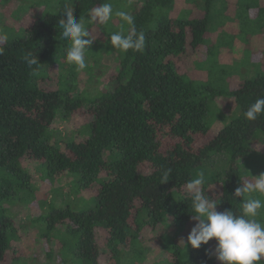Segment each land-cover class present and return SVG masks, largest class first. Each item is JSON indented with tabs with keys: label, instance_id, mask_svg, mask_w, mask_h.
<instances>
[{
	"label": "trees",
	"instance_id": "1",
	"mask_svg": "<svg viewBox=\"0 0 264 264\" xmlns=\"http://www.w3.org/2000/svg\"><path fill=\"white\" fill-rule=\"evenodd\" d=\"M57 1L23 36L0 44V264L8 258L12 241L22 237L7 204L18 208L23 233H33L46 244L49 260L59 264L143 263L150 233L163 251L152 264H219L214 240L192 249L166 233L171 226L184 230L193 221L185 185L201 172L202 190L215 200L217 211L236 214L242 208L234 196L236 188L264 174V115L256 121L244 116L250 104L264 97V72L234 91L222 89L217 77L232 67L222 65L213 48L202 47L210 23L217 19L224 25L229 3L204 0V7L196 0L205 17L180 19L168 14L176 0H141L139 5L130 0ZM236 1L233 20L248 53L252 39L264 35V0ZM104 2L111 3L114 12L133 13L137 32L145 35L143 51L111 48L110 35H127L129 30L116 16L103 26L88 25L104 34L101 41L97 36L88 57L97 63L102 53H118L113 87L88 97L74 95L72 87L44 90L39 80L49 77L45 73L70 65V41L58 23L66 8L73 7L75 18L83 20ZM30 6L39 8L38 3ZM210 32L211 37L218 33ZM95 44L100 46L96 53ZM190 47L202 52L199 64L208 61L209 82L198 83L180 70L178 61ZM29 53L38 58V65L27 64ZM37 67L39 75L33 76ZM227 96L235 98L239 114L208 140L211 109ZM82 109L89 115L87 125L67 136L57 134V125L70 122ZM168 169L165 183L162 177ZM37 173L53 188L42 190ZM62 178L72 187L56 185ZM84 192L91 193L89 206H79L89 201L79 196ZM251 198L264 201V194L254 192ZM257 219L264 223V209ZM55 242L61 248L52 246Z\"/></svg>",
	"mask_w": 264,
	"mask_h": 264
},
{
	"label": "rangeland",
	"instance_id": "2",
	"mask_svg": "<svg viewBox=\"0 0 264 264\" xmlns=\"http://www.w3.org/2000/svg\"><path fill=\"white\" fill-rule=\"evenodd\" d=\"M130 1L135 2L137 5L141 2V0ZM194 1L196 0H176L173 10L168 12V14H170L169 16L180 19L205 17V1L200 0V3L204 7H196ZM226 1L229 4L228 8H226L223 12L226 17L224 19V25L220 26L221 21L214 19V21L209 25L206 42L202 47L213 48L215 54L214 57L220 55L218 57L220 63L222 65H226L227 67H232L230 71L225 74H221V77H217V83L218 86H222L220 87L222 89L226 88L234 91L237 89L235 87L242 81L253 79L264 72V35L261 34L253 38L251 41V47L248 49V53H246V49L248 47L241 41L239 35H237L240 33L239 24L233 20L236 17L235 4L237 1ZM57 2V0H39L38 2H36V0H0V44L4 43L7 38L8 40H11L23 36L25 29L31 26L34 21L36 19L38 20L41 15H44V13L53 11ZM35 3H38L39 8L31 10L30 4ZM134 8L138 7L134 6ZM130 14L133 15V13ZM115 20L117 21V17H115ZM112 28L113 27L110 29ZM210 30L218 33L211 37ZM97 31H99L97 28L90 30L93 39L96 40L97 36H99L98 39L101 41L102 39L100 36L104 37V34H101L100 32L97 33ZM219 34L223 35L217 36ZM4 36H6V39ZM97 45L98 44H95L93 47H96ZM98 46L95 49V53L100 50V46ZM249 52L251 53L250 55ZM117 57L118 53L113 52L112 50L110 53H102L101 55H98V62L96 63L95 58H90L86 54L87 67L83 71H77L75 66L63 63V67H59L58 72V70L54 69L58 68L55 66L50 69V71L45 73L49 76L47 79L44 80L42 77L39 80L40 87L46 91H57L72 87L74 95H83L85 97L96 95L102 91H107L113 87L112 81L117 75ZM203 57L202 52L196 51L190 47L188 55L185 54L180 58V62L178 61V65H180L179 68L183 74L189 76L190 78H194V80H197L198 83H207L210 79V68L209 64L207 65L208 61H203L199 64V62L203 60ZM238 114L239 108L234 97L227 96V98H218L214 103V107L211 109L210 115L208 116L207 123L209 133L206 138H208V140H212L226 125L231 123V121L236 118ZM88 122L89 115H87L85 109H82L70 122L57 125L56 131L59 135L67 136L69 132L75 133L76 130L84 127ZM53 132L55 134L54 130ZM199 144H201V142ZM261 152L264 153V147L261 148ZM30 165L36 167L39 166V164L37 165L33 162H30ZM40 176L41 175L37 173V185L45 191L52 189L53 186L42 181ZM56 185L59 187H65L66 189L70 186L72 187V185H68L67 178L58 179ZM219 191L220 188L217 189L216 193ZM79 196L82 199L87 200L92 197L90 192L81 193ZM61 200L62 197H59V200L57 201L58 204ZM48 201L51 202V199ZM76 202L77 201H74V203ZM90 202L91 200L81 202L79 206H81L82 203L88 205ZM14 207L15 206H12L11 204H7L6 208H8L11 216H16L17 229L22 237H18V239L12 241V249L7 254L6 258H8L6 261L2 264H59L49 260L46 253V244L39 240L33 233H23L21 229V219L19 217L20 214L18 212L19 210ZM20 209L22 210L23 208L20 207ZM194 224L195 221H192L184 230H179L171 226V229L167 231L166 236L170 237L172 240L174 239L183 247L185 246L183 242L186 243L187 236ZM148 236L151 238L154 235L150 233ZM146 237L147 232H145V237H143V239H146ZM150 238L149 241L146 242L148 245L146 259L143 263L141 261L137 264H152L153 261L159 258L161 253H163L159 240L152 242ZM52 246L55 248H61L59 242H55ZM131 253L132 251L129 254Z\"/></svg>",
	"mask_w": 264,
	"mask_h": 264
},
{
	"label": "clouds",
	"instance_id": "3",
	"mask_svg": "<svg viewBox=\"0 0 264 264\" xmlns=\"http://www.w3.org/2000/svg\"><path fill=\"white\" fill-rule=\"evenodd\" d=\"M73 7H68L59 20L61 35L70 41L67 49L66 62L75 66L77 71L87 67L86 54L95 39L91 37L88 25L103 26L113 18L118 17L123 24L129 26L127 35L122 31L113 32L109 37L112 49L127 53L129 50L140 52L145 47V35L137 32L134 17L126 11H115L111 3L104 2L92 8L88 18L77 20L73 14ZM6 39V37H5ZM2 54V50H0ZM25 60L31 67L38 65L37 57L29 53ZM33 76L39 75V69L34 68ZM264 115V97L257 98L244 113L247 121H256ZM171 169L163 173V181L169 180ZM253 182L241 183L236 188L234 196L240 198L242 208L239 214L232 210L218 212L217 203L209 198L202 190L204 174L201 172L196 178L185 185L187 194L192 201L191 219L195 221L187 236L186 247L199 249L209 241H215L214 255L219 264H260L264 260V223L257 218L260 210L264 209V201L251 198L252 193L264 194V174L253 178Z\"/></svg>",
	"mask_w": 264,
	"mask_h": 264
}]
</instances>
